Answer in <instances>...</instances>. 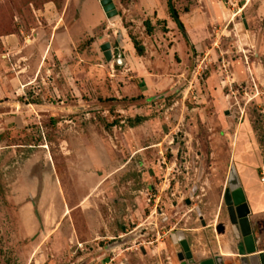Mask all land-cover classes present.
I'll return each mask as SVG.
<instances>
[{"label": "rangeland", "instance_id": "rangeland-1", "mask_svg": "<svg viewBox=\"0 0 264 264\" xmlns=\"http://www.w3.org/2000/svg\"><path fill=\"white\" fill-rule=\"evenodd\" d=\"M112 2L0 0V264H179L264 159V0Z\"/></svg>", "mask_w": 264, "mask_h": 264}, {"label": "crops", "instance_id": "crops-1", "mask_svg": "<svg viewBox=\"0 0 264 264\" xmlns=\"http://www.w3.org/2000/svg\"><path fill=\"white\" fill-rule=\"evenodd\" d=\"M161 6V9L158 8V19H169L166 10L167 3ZM237 15L238 13L236 16ZM171 22L174 23L172 18L169 20V25H171ZM242 126L244 129L243 136L248 137L251 125L245 122ZM237 148L239 149V153H242V156L240 154L239 156L238 153L234 155V158L238 159V161H235V167L238 171L241 185L244 188L250 210L249 217L256 239V254H260L264 253V159L261 153H256V151L253 150V145H247L244 141L238 144ZM221 217L222 212L217 215V223H225V220L221 219ZM209 226H212L211 230L216 233V224ZM214 237L215 239L212 238L213 240L210 241V247L208 249L204 248V251L199 250L196 243L191 244L189 242L193 254L192 264H201L208 260H211L212 264H241L239 260L240 256L238 255L239 250L237 248V241L232 235L230 221L226 225V231L222 233L218 232ZM178 261L179 264H183L181 259Z\"/></svg>", "mask_w": 264, "mask_h": 264}, {"label": "water", "instance_id": "water-1", "mask_svg": "<svg viewBox=\"0 0 264 264\" xmlns=\"http://www.w3.org/2000/svg\"><path fill=\"white\" fill-rule=\"evenodd\" d=\"M108 16L118 14L112 0H101ZM107 60L112 59L111 44L105 43L102 45ZM232 174L229 177L228 187L226 189L224 199L227 204V214L231 225V231L234 239L237 241L238 255L241 264H264V253L256 254V239L253 233L252 224L250 221V210L247 203L244 188L241 185L239 175L236 174V167H232ZM235 172V177L234 176ZM237 175V176H236ZM190 203V200H188ZM202 223L206 225L203 215L201 214ZM217 232L226 231L225 223L216 225ZM180 243L184 252H178V257L183 261V264L193 263V254L190 249L188 240L180 237L176 240ZM251 255V256H250ZM188 261V262H187ZM201 264H212L211 260L204 261Z\"/></svg>", "mask_w": 264, "mask_h": 264}, {"label": "trees", "instance_id": "trees-1", "mask_svg": "<svg viewBox=\"0 0 264 264\" xmlns=\"http://www.w3.org/2000/svg\"><path fill=\"white\" fill-rule=\"evenodd\" d=\"M170 8H171V13H172V17L179 23V25L183 28V23L180 21V16L178 14L177 9L174 7V5L170 2ZM149 25V23H148ZM136 47H138V49L141 51L142 46H140V44L138 42H136Z\"/></svg>", "mask_w": 264, "mask_h": 264}, {"label": "bare ground", "instance_id": "bare-ground-1", "mask_svg": "<svg viewBox=\"0 0 264 264\" xmlns=\"http://www.w3.org/2000/svg\"><path fill=\"white\" fill-rule=\"evenodd\" d=\"M101 3H102V2H101ZM104 10H105V8H104ZM105 11H106V10H105ZM232 172H233V171H232V168H231L230 175L232 174ZM236 174L238 175V171H237V169H236ZM230 175H229V177H230ZM237 175H236V176H237ZM233 177H235V172H234V176H233Z\"/></svg>", "mask_w": 264, "mask_h": 264}, {"label": "flooded vegetation", "instance_id": "flooded-vegetation-1", "mask_svg": "<svg viewBox=\"0 0 264 264\" xmlns=\"http://www.w3.org/2000/svg\"><path fill=\"white\" fill-rule=\"evenodd\" d=\"M189 243V242H188ZM190 244V243H189ZM181 245V244H180ZM181 249L182 250H180L179 252H184V248H183V246L181 245ZM185 253V252H184Z\"/></svg>", "mask_w": 264, "mask_h": 264}, {"label": "built area", "instance_id": "built-area-1", "mask_svg": "<svg viewBox=\"0 0 264 264\" xmlns=\"http://www.w3.org/2000/svg\"><path fill=\"white\" fill-rule=\"evenodd\" d=\"M263 180H264V176H263Z\"/></svg>", "mask_w": 264, "mask_h": 264}]
</instances>
